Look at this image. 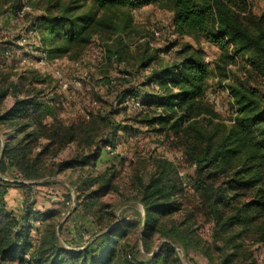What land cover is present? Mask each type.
<instances>
[{
    "label": "trees",
    "instance_id": "trees-1",
    "mask_svg": "<svg viewBox=\"0 0 264 264\" xmlns=\"http://www.w3.org/2000/svg\"><path fill=\"white\" fill-rule=\"evenodd\" d=\"M6 3L2 14L9 19L25 8L27 23L19 36L25 43L17 48L37 52L39 59L76 58L97 37L106 39L99 43L104 58L120 60L119 50L133 43L130 10L148 5L171 13L174 39L204 40L219 55L210 68L200 48L184 43L169 62L144 54L137 67L150 71L139 86L130 83L127 72L118 85L102 78L117 113L172 142L193 171L180 176L172 162L154 158L147 177L135 173L129 200L142 214L134 212L132 220L116 215L103 200L116 190L114 167L97 169L109 154L105 146L115 149L117 132L124 128L111 119L112 111L62 120L63 99L47 92L55 89L52 77L31 68L12 74L0 66V264H179L178 249L216 264H260L264 14H254L249 0H0L1 7ZM0 45V54L11 57L12 48ZM232 66L238 71L229 73ZM212 75L228 95L227 119L208 98ZM130 107L135 109L128 113ZM70 145L74 154L56 160ZM66 170H76L78 177L68 184L62 205L73 202L72 213L78 211L91 225L79 243L61 238L66 219L59 223L60 209L40 210L32 199L34 188L59 184L57 177ZM11 189L24 194L21 207L11 208ZM203 225L208 240L198 234Z\"/></svg>",
    "mask_w": 264,
    "mask_h": 264
},
{
    "label": "rangeland",
    "instance_id": "rangeland-1",
    "mask_svg": "<svg viewBox=\"0 0 264 264\" xmlns=\"http://www.w3.org/2000/svg\"><path fill=\"white\" fill-rule=\"evenodd\" d=\"M249 1L254 14H264V0ZM6 9H8L7 3L3 7L0 4V44L5 43V47L10 46L12 50L9 58L0 54V66L5 69L10 68L12 74L20 72L24 68H31L41 74L52 77L55 89L52 92H47L63 99V109L60 110L59 114L62 120L68 121L79 115L88 118L89 116L104 115L106 112L112 111L111 119L123 124L122 127L124 128L118 130L114 141V157L106 154L97 168L98 170H103L105 166L110 165L116 170L114 177L116 190L103 196L104 201L114 206L116 215L121 213L128 220H132V218H135L134 212L142 214V208L137 203L129 200L132 196L130 193L131 178L138 172H140L142 177H147L152 171L154 158H165L172 162L178 168L179 175L184 174L187 177L192 175V168L183 161L181 150L176 148L172 142L166 141L159 134L153 132L145 133L143 131L145 129L127 121V114L124 112L117 113L115 110L117 106H113L112 96L109 95V86L101 80L106 76L114 80L115 85H118L117 79L126 76L125 73L127 72L129 73L128 79L130 83L139 86L150 71L149 68L140 69L137 67L139 61L145 59L144 54L146 56L148 54H156L159 60L169 62L175 58V52L184 43H188L193 48H200L204 53L208 54L211 59L209 61L210 68H212L213 62L217 60L219 55L217 47L204 40L197 43L189 38L174 39V34L170 31L171 13L159 6L148 5L130 10L133 43L119 50L120 60L111 61L104 58V53L102 54L97 49L101 47L99 43L106 39L94 37L76 58L70 59L65 56L48 61L37 58V52L23 54L25 49L17 48L25 43V41L19 39V36L24 33L23 27L27 22L25 17L22 16V11L15 18L9 19L5 16L7 13L2 14V11ZM153 30L158 32L157 36L153 35ZM171 44H174V46L169 47L172 46ZM151 66L154 67L155 64ZM236 68L235 66L230 67L229 73L238 71ZM10 78L13 79L14 76ZM73 78L79 81L77 86L70 84ZM62 82L67 84L66 88L61 86ZM216 83L217 81L212 75L208 81V98L212 101L219 115L223 119H227L229 116V98L227 93L220 89L221 87ZM11 102L12 98L7 96L5 104L9 106ZM132 103L134 106L136 105L132 101L128 104L131 105ZM134 109L132 107L131 111L127 112H133ZM130 115L128 114V116ZM73 154L74 146L70 145L60 153L56 160L69 158ZM117 155L120 157L119 159H117ZM77 177L78 172L76 170H66L58 175L57 181L59 184L34 188L32 199L36 200V208L40 210L60 209L62 218L59 219V223H63L66 219L61 230V238L67 241H72V238H74L79 243L80 240L85 241L87 239L86 230H91V225L78 211L72 213L73 202H67L64 206L62 205L63 202H66L69 193L68 184L76 181ZM186 192L189 191L187 190ZM71 193L72 197H74V192ZM24 198V194L19 189H11L9 191L8 201L11 208L21 207ZM184 202L186 201L184 200ZM130 203L135 207V210L126 209V206L131 205ZM174 217L180 219L181 216L175 215ZM208 230V225H203L197 231L202 238L208 240ZM79 237L80 239L77 240ZM160 242L161 239H158L155 246ZM155 246L154 249L156 248ZM178 252L180 256L179 264H216L207 262L200 254L195 252L188 251L185 256L181 249ZM259 254H261V257H257L258 262L264 264V248Z\"/></svg>",
    "mask_w": 264,
    "mask_h": 264
},
{
    "label": "built area",
    "instance_id": "built-area-1",
    "mask_svg": "<svg viewBox=\"0 0 264 264\" xmlns=\"http://www.w3.org/2000/svg\"><path fill=\"white\" fill-rule=\"evenodd\" d=\"M24 10H25V8H22V10H21L22 12L21 13H23ZM153 35L154 36L155 35L157 36L158 35V32L156 30H153ZM97 50L101 51L102 54L104 53V49H102L101 47H99ZM203 58H204V60L206 62H209L211 60L210 57H209V55L206 54V53H204ZM41 59H44V56ZM23 61L25 62V60H23ZM70 84L73 85V86H77L79 84V81L77 79L73 78L72 79V82H70ZM61 86L63 88H66L67 87V84L65 82H62ZM136 105H138V104L136 103ZM105 150H107L109 152V154H111V155L112 154H115V150L113 148H111V146H109V145H106L105 146ZM180 176H182V174H180ZM178 251H179V249H178ZM259 257H261V254L259 255Z\"/></svg>",
    "mask_w": 264,
    "mask_h": 264
}]
</instances>
